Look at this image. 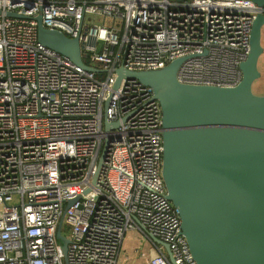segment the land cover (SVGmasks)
Returning a JSON list of instances; mask_svg holds the SVG:
<instances>
[{
	"label": "built area",
	"instance_id": "2783aa9c",
	"mask_svg": "<svg viewBox=\"0 0 264 264\" xmlns=\"http://www.w3.org/2000/svg\"><path fill=\"white\" fill-rule=\"evenodd\" d=\"M258 12L250 0H0V264H123L129 231L149 243L142 264H171L151 237L196 264L161 177L160 105L135 80L114 89L115 71L187 58L180 83L235 86ZM37 16L98 72L41 45Z\"/></svg>",
	"mask_w": 264,
	"mask_h": 264
},
{
	"label": "water",
	"instance_id": "95a60500",
	"mask_svg": "<svg viewBox=\"0 0 264 264\" xmlns=\"http://www.w3.org/2000/svg\"><path fill=\"white\" fill-rule=\"evenodd\" d=\"M250 1L264 7V0ZM35 20L41 45L85 71L98 72L85 64L77 39L45 28L40 16ZM263 27L264 13L258 12L235 86L180 83L177 74L187 58L158 70L115 71L114 89L124 78L135 80L150 88L160 105L161 177L196 264H264V95L252 91L261 75ZM106 148L107 144L94 182ZM61 223L56 238L65 255L69 240L60 234ZM151 239L175 264L168 245Z\"/></svg>",
	"mask_w": 264,
	"mask_h": 264
},
{
	"label": "rangeland",
	"instance_id": "374dc122",
	"mask_svg": "<svg viewBox=\"0 0 264 264\" xmlns=\"http://www.w3.org/2000/svg\"><path fill=\"white\" fill-rule=\"evenodd\" d=\"M261 44L263 48V53L260 56L258 69L260 71V78L254 82L252 86V91L256 95H264V27L262 30ZM62 235L64 238L70 237V230L65 223L62 226ZM149 252V243H147L145 237L137 231H129L126 233L122 248L120 251V260H124L128 257L123 264H142L143 255H147Z\"/></svg>",
	"mask_w": 264,
	"mask_h": 264
}]
</instances>
